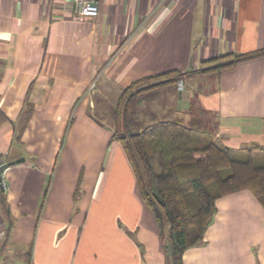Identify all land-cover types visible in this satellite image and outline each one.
Segmentation results:
<instances>
[{"label":"crops","instance_id":"obj_1","mask_svg":"<svg viewBox=\"0 0 264 264\" xmlns=\"http://www.w3.org/2000/svg\"><path fill=\"white\" fill-rule=\"evenodd\" d=\"M98 9L77 20L72 0H0V165L24 159L4 170L0 186V264H169L119 141L101 178L85 170L74 196L83 161L47 197L74 102L88 133L108 139L86 122L97 97L114 110L134 81L178 71L165 76L176 82L135 94L144 95L143 116L148 101L145 125L211 115L222 146L264 149V54L200 73L204 60L264 49V0H99ZM215 204L203 243L187 248L182 264H264L258 199L243 189Z\"/></svg>","mask_w":264,"mask_h":264},{"label":"trees","instance_id":"obj_2","mask_svg":"<svg viewBox=\"0 0 264 264\" xmlns=\"http://www.w3.org/2000/svg\"><path fill=\"white\" fill-rule=\"evenodd\" d=\"M263 54L264 49L247 55L216 56L202 62L200 73L220 72ZM177 73L139 78L124 88L114 107L118 122L125 128L139 124L125 118L135 94L176 82L165 76ZM158 78L165 79L155 83ZM197 125L196 121L166 119L138 131H114L112 135L125 150L138 193L155 219L161 239L165 233L168 235L169 244L165 243L164 248L169 264H182L184 251L203 243L219 196L248 189L264 208V149L256 145L238 149L222 146L213 132Z\"/></svg>","mask_w":264,"mask_h":264},{"label":"rangeland","instance_id":"obj_3","mask_svg":"<svg viewBox=\"0 0 264 264\" xmlns=\"http://www.w3.org/2000/svg\"><path fill=\"white\" fill-rule=\"evenodd\" d=\"M171 88L164 87L163 91L161 93H167L171 92ZM142 91V90H141ZM147 91V90H145ZM154 92L147 93L148 97H151ZM159 93V92H157ZM155 93V94H157ZM166 94H163L165 98ZM144 98V95H142L138 99H133L128 104L125 118L127 120L131 119L133 121H136V126H131L128 128H125L123 124L119 123L117 120V113L116 111L112 110L110 106L101 100H99V97L96 99V109L93 112H89L86 109V117H88L86 122H89L91 125H95L96 128L99 130H108L111 133V136L114 134L115 131L121 134H125V131H138L141 130L143 126H145V123H147L148 115L146 112V109H148V101L142 103L140 109L142 108V111L144 113V116L142 113L140 114V110L136 109V104H138V101ZM195 98V97H194ZM193 98V99H194ZM110 104V103H109ZM77 107L76 102L71 104V106H68V110L70 111L69 114L66 117L65 125L63 129H61V139L58 144V150L55 157V162L52 168V171L50 173L49 177V183L46 185V195L48 197L51 186H53L59 179V184L61 183V180H68V178H71L73 175V169L74 167L79 166V163L89 162V168H83L81 167L78 176V180L76 183V190L74 192V196H76L78 193H80L81 189V181L84 176H88L85 170H88L93 173V171H96L95 174H97L96 178H101L108 169V166H104L103 160L108 157L109 159H113L117 156L118 149L116 150V146L118 143L117 138L108 137V139L102 138V133L99 134L98 131L89 130L87 131V126L83 120H81L78 116L75 114V109ZM137 112L139 117H137ZM200 119L196 121V123L199 125L201 129H207L216 135L217 130L216 126L214 125V118L213 116H203L199 115ZM138 121V122H137ZM93 122V123H91ZM197 125V126H198ZM58 128V127H57ZM58 132V129H57ZM117 137V136H116ZM16 152H13L11 155H15ZM25 156V155H24ZM26 161H30L31 156L27 155L25 156ZM85 158V159H84ZM95 160L96 162L95 164ZM115 160V159H114ZM71 163V165H69ZM57 174V175H56ZM56 175V177H55ZM6 183V182H5ZM54 187V186H53ZM46 201V200H45ZM45 206V205H44ZM6 210H8L6 208ZM35 235V232H34ZM33 235V240L34 236ZM168 235L165 233L164 239H161V243L163 247L165 246V243L168 245ZM6 250V249H5ZM3 250V251H5ZM22 258V257H21ZM9 264V263H8Z\"/></svg>","mask_w":264,"mask_h":264},{"label":"built area","instance_id":"obj_4","mask_svg":"<svg viewBox=\"0 0 264 264\" xmlns=\"http://www.w3.org/2000/svg\"><path fill=\"white\" fill-rule=\"evenodd\" d=\"M99 0H72L74 18L77 20L85 19L86 17H95L98 15ZM5 170V169H4ZM4 170L1 172L0 177V186L5 187L4 181ZM31 264V263H30Z\"/></svg>","mask_w":264,"mask_h":264},{"label":"water","instance_id":"obj_5","mask_svg":"<svg viewBox=\"0 0 264 264\" xmlns=\"http://www.w3.org/2000/svg\"><path fill=\"white\" fill-rule=\"evenodd\" d=\"M24 159L23 158H20V159H16L15 161H11V162H7V163H3L0 165V174L1 172L6 169L8 166L10 165H13V164H17V163H20L22 162ZM0 181H1V177H0Z\"/></svg>","mask_w":264,"mask_h":264}]
</instances>
